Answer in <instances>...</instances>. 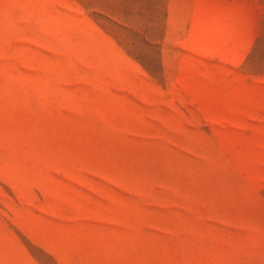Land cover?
Wrapping results in <instances>:
<instances>
[{
  "label": "rangeland",
  "instance_id": "obj_1",
  "mask_svg": "<svg viewBox=\"0 0 264 264\" xmlns=\"http://www.w3.org/2000/svg\"><path fill=\"white\" fill-rule=\"evenodd\" d=\"M0 264H264V0H0Z\"/></svg>",
  "mask_w": 264,
  "mask_h": 264
}]
</instances>
